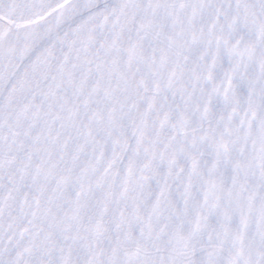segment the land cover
Returning <instances> with one entry per match:
<instances>
[{
  "label": "snow or ice",
  "instance_id": "obj_1",
  "mask_svg": "<svg viewBox=\"0 0 264 264\" xmlns=\"http://www.w3.org/2000/svg\"><path fill=\"white\" fill-rule=\"evenodd\" d=\"M0 264H264V0H0Z\"/></svg>",
  "mask_w": 264,
  "mask_h": 264
}]
</instances>
